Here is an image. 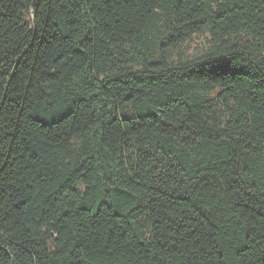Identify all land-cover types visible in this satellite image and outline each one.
Here are the masks:
<instances>
[{
	"label": "trees",
	"instance_id": "obj_1",
	"mask_svg": "<svg viewBox=\"0 0 264 264\" xmlns=\"http://www.w3.org/2000/svg\"><path fill=\"white\" fill-rule=\"evenodd\" d=\"M0 264H264V0H0Z\"/></svg>",
	"mask_w": 264,
	"mask_h": 264
}]
</instances>
